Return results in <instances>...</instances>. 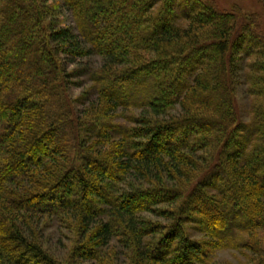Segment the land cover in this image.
Instances as JSON below:
<instances>
[{"label": "trees", "instance_id": "16d2710c", "mask_svg": "<svg viewBox=\"0 0 264 264\" xmlns=\"http://www.w3.org/2000/svg\"><path fill=\"white\" fill-rule=\"evenodd\" d=\"M64 2L77 35L51 29L42 0H0V264H62L38 229L51 217L74 232L71 264H117L118 238L127 264H208L189 226L209 247L264 231L256 16L210 0ZM91 51L97 99L77 114L65 65ZM119 106L131 127L112 123Z\"/></svg>", "mask_w": 264, "mask_h": 264}, {"label": "rangeland", "instance_id": "374dc122", "mask_svg": "<svg viewBox=\"0 0 264 264\" xmlns=\"http://www.w3.org/2000/svg\"><path fill=\"white\" fill-rule=\"evenodd\" d=\"M220 9L224 11H231L234 7L240 10L247 16H256V20L260 25L262 34L264 35V0H210ZM43 4L49 9V21H53L50 24L51 29H58L62 27L73 28L76 35V23L73 19L71 11L66 7L64 0H42ZM177 13V8H175ZM101 56L93 53L82 59H67V62H71L65 65L67 78V94L72 100V105L75 108L77 114L81 113L83 109L90 103L95 102L97 99V91L90 78L91 72L95 71L101 66ZM246 59L243 58V61ZM242 65V64H241ZM236 74L235 80V95L237 107L240 113V118L243 122H249V106L250 98L246 93V82L244 78L243 70L241 67ZM125 111V109H123ZM116 114L112 115V123L119 124L121 126L131 127L132 123L125 116H121L122 107H117ZM128 113V112H127ZM124 113L123 114H127ZM146 113V112H142ZM170 113V112H169ZM178 113V105L174 106L172 115ZM133 114L140 115L139 110H134ZM135 125V124H134ZM181 137H175V143H179ZM188 140V136L186 137ZM185 139V138H184ZM186 140V142H187ZM209 191V190H208ZM211 191V190H210ZM209 193H213L210 192ZM264 194V191H263ZM45 201L41 206H46ZM199 206V205H198ZM233 210V207H230ZM219 213V211H217ZM261 218L264 219V213L261 214ZM237 220L236 223H239ZM231 222L226 221L225 226L220 230L227 231L230 227ZM195 226H189L188 236L193 241H200L202 244L201 249L211 253L208 264H254L260 259L261 255H264V231L254 230L251 233L239 235V241L233 245L224 246L221 243H215L214 246L209 247L206 243L209 240L204 236H201L194 230ZM39 233L45 247L51 252L54 259L61 262L62 264H71L72 250L74 249L75 235L72 229H67L66 222L62 221L58 217H51L45 219L39 225ZM118 239L113 242L115 259H118L117 264H127V255L122 245L118 243ZM204 243V244H203ZM246 247V248H245ZM125 252V253H123ZM123 253V254H121ZM104 254V253H103ZM98 264V263H97Z\"/></svg>", "mask_w": 264, "mask_h": 264}]
</instances>
